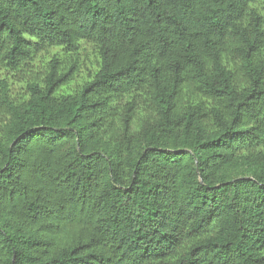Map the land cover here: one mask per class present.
I'll list each match as a JSON object with an SVG mask.
<instances>
[{
	"label": "trees",
	"instance_id": "1",
	"mask_svg": "<svg viewBox=\"0 0 264 264\" xmlns=\"http://www.w3.org/2000/svg\"><path fill=\"white\" fill-rule=\"evenodd\" d=\"M254 1L0 0V264H264Z\"/></svg>",
	"mask_w": 264,
	"mask_h": 264
},
{
	"label": "rangeland",
	"instance_id": "2",
	"mask_svg": "<svg viewBox=\"0 0 264 264\" xmlns=\"http://www.w3.org/2000/svg\"><path fill=\"white\" fill-rule=\"evenodd\" d=\"M248 9L255 10L264 18V0H255L249 5ZM84 47L86 48V52H85L86 57L84 58V64L82 65L83 69L86 67V65L89 66L88 58H91V55L89 54V52H90V48L92 47V44L90 42L86 43ZM92 57H93V54H92Z\"/></svg>",
	"mask_w": 264,
	"mask_h": 264
},
{
	"label": "water",
	"instance_id": "3",
	"mask_svg": "<svg viewBox=\"0 0 264 264\" xmlns=\"http://www.w3.org/2000/svg\"><path fill=\"white\" fill-rule=\"evenodd\" d=\"M13 260H14V256H13V258H12V262H13Z\"/></svg>",
	"mask_w": 264,
	"mask_h": 264
}]
</instances>
